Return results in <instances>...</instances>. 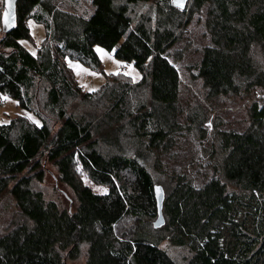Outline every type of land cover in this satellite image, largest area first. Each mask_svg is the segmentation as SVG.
Segmentation results:
<instances>
[{"label": "trees", "instance_id": "trees-1", "mask_svg": "<svg viewBox=\"0 0 264 264\" xmlns=\"http://www.w3.org/2000/svg\"><path fill=\"white\" fill-rule=\"evenodd\" d=\"M92 1L94 11L84 17L51 0H16L15 24L1 29L0 92L30 110L33 89L44 82L57 127L37 110L39 122L25 115L0 122V195L10 192L20 208L0 236V264H264V0H190L185 9L162 0L152 3L154 15L136 11L153 0ZM204 7L211 44L199 76L208 95L259 88L263 96L250 103L246 130L214 122L203 149L214 161L211 180L195 185L178 174L161 182L166 221L155 227L152 172L166 173L161 154L181 132L208 135L201 110L181 118L180 75L165 54ZM29 18L46 30L35 54L19 42L30 37ZM97 44L133 62L141 79L113 75L96 92H83L64 62L98 68ZM44 158L73 192L68 206L34 186L43 181ZM79 166L107 191L85 184ZM126 215L144 217L148 228L119 238L116 226ZM167 237L189 249L183 260L161 247Z\"/></svg>", "mask_w": 264, "mask_h": 264}, {"label": "rangeland", "instance_id": "rangeland-1", "mask_svg": "<svg viewBox=\"0 0 264 264\" xmlns=\"http://www.w3.org/2000/svg\"><path fill=\"white\" fill-rule=\"evenodd\" d=\"M5 0H0V17H3V5ZM58 8L68 10L84 17H89L94 11L92 0H51ZM162 0H153L151 3H139L136 8L137 14H143L151 11L153 14V5ZM6 5V4H5ZM206 7L199 12H194L188 24L179 34V39L171 44L165 52L167 58L175 65L180 75L179 91V108L182 111V119H185L190 112L196 110L205 114L207 121L205 126L208 128V135L205 138H195L191 131H184L176 135L175 143L169 150L161 154V168L166 173L152 172L156 184H161L166 176L182 174L192 181L195 185H201L213 178L214 161L204 152V147L209 146L211 141V130L214 122H219L221 128L226 130L244 131L250 123L248 107L253 100L263 96V92L256 88L249 95L236 96H209L208 90L204 86L199 76V65L203 56L204 47L211 44L210 33L206 25ZM36 10L38 7L35 8ZM154 15V14H153ZM26 24L30 28V37L21 38L20 43L35 54L37 49L46 36L44 24L37 22L34 18L27 19ZM0 23V40L3 37ZM97 48L102 52H97ZM95 52L98 56L100 66L94 68V65L86 64L80 60L66 57L65 64L72 77L83 87V92H96L106 80H113V77L121 75L128 76L134 82H138L141 77V71L133 62L124 61L115 56L114 50L96 45ZM120 61L118 65L116 62ZM79 64L81 68H77ZM130 65L131 67H128ZM118 73V74H117ZM125 73H129L125 75ZM110 77V78H109ZM46 84L43 82L34 87L36 102L32 104L30 110L21 108L17 105L15 99L4 95L0 92V122H8L11 117L25 115L31 121L39 122L37 116L39 111L46 117L52 128L57 127V121L54 115L47 112L45 107L46 101ZM85 106V105H83ZM88 107V106H86ZM90 108V107H88ZM34 110V111H33ZM78 110L84 111V107H78ZM49 116H46L48 115ZM31 117V119H30ZM44 178L42 182H34V186L43 190L47 200L56 201L61 207L68 206L70 201L68 196L75 198L72 190L58 180L57 168L53 162L43 159ZM79 173L85 184L89 185L97 192H106L107 186L94 182L87 173L79 166ZM163 186V185H162ZM20 208L10 192L0 195V236L13 228V223L19 214ZM156 219V218H155ZM142 216L126 215L116 226V235L122 239H130L138 229L148 228L149 223ZM166 221V218H165ZM163 247L170 256L177 260L189 254V249L184 246L174 244L167 237L161 242ZM82 264L84 261L80 258Z\"/></svg>", "mask_w": 264, "mask_h": 264}, {"label": "water", "instance_id": "water-1", "mask_svg": "<svg viewBox=\"0 0 264 264\" xmlns=\"http://www.w3.org/2000/svg\"><path fill=\"white\" fill-rule=\"evenodd\" d=\"M5 1H6V5H5V9H4L3 17H2V23H3V30L7 32L9 31V29L12 28V26L15 24V21H16V0H12L10 9H9L7 0ZM189 1L190 0H180V3H177L176 0H172L173 4L181 9H185ZM6 11H10L9 23L7 24L5 23V15H4ZM154 195H155L156 203H157V218L154 220L153 224L155 227H160L165 223V216L163 213V202L165 198V189L161 184L154 185Z\"/></svg>", "mask_w": 264, "mask_h": 264}, {"label": "snow or ice", "instance_id": "snow-or-ice-1", "mask_svg": "<svg viewBox=\"0 0 264 264\" xmlns=\"http://www.w3.org/2000/svg\"><path fill=\"white\" fill-rule=\"evenodd\" d=\"M176 2L177 3H180V0H176ZM7 3H8V6H9V9H10V7H11V3H12V0H7ZM182 6V5H181ZM5 23L7 24V23H9V15H10V11H6L5 12ZM103 50L102 49H100V48H97V52H102ZM118 65L121 63L120 61H117L116 62ZM76 67L77 68H81V66L79 65V64H77L76 65ZM128 67H131L130 65H128ZM81 70L82 71H88L87 69H82L81 68ZM118 74V73H117ZM129 73H125V75H128ZM30 119H31V117H30ZM105 191H107L106 189H105Z\"/></svg>", "mask_w": 264, "mask_h": 264}]
</instances>
